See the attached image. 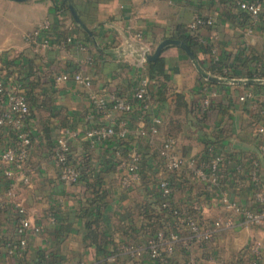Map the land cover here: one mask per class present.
I'll return each mask as SVG.
<instances>
[{
	"label": "crops",
	"instance_id": "crops-1",
	"mask_svg": "<svg viewBox=\"0 0 264 264\" xmlns=\"http://www.w3.org/2000/svg\"><path fill=\"white\" fill-rule=\"evenodd\" d=\"M61 1L0 0V79L17 80L40 104L46 101L31 106L26 123L33 140L25 168L30 184L16 182L15 201L0 205V264H152L145 255L131 257L125 245L144 246L146 236L141 227L149 221L145 211L158 212V182L167 169L157 149L173 118L180 121L174 136L179 156L201 165L199 156L207 145L214 144L223 160H229L221 165V185L205 181V186L199 187L190 181L193 187L176 189L171 201L182 204L198 199L204 222L233 221L231 228L219 230L205 245L190 242L186 246L190 235L184 230L174 263L249 264L256 246L264 264V224L249 223L220 200L225 195L242 208L254 210L258 204L255 193L264 195V84L209 82L176 46L161 52L168 76L149 77L148 62L142 63L139 55L141 45L155 48L176 33L177 27L189 28L200 16L213 19L212 25L195 30L199 45L193 52L204 69L223 76L209 70L212 61L220 60L224 72L235 69L241 73L239 78L264 79V8L255 19L237 7V0H72L91 36ZM46 20L50 22L49 45L44 47L40 41L43 35L34 40L26 35ZM136 33L141 34L140 39ZM63 73L88 76L91 85L72 78L57 81L56 76ZM143 77L149 79V108L143 111L135 103L131 113L114 112L116 129L124 123L125 135L91 142L86 130L109 123L95 111L91 96L130 98ZM178 94L189 104L187 113H174ZM204 99L210 101L208 108L202 107ZM154 116L160 117L162 124L158 139L150 143L139 135L138 128H147ZM61 135L69 142L82 172L72 185L60 179L50 158V149ZM15 143L12 129L0 126V153ZM133 149L142 154V176L124 185L123 179L130 176L124 165ZM251 160L258 162V186L243 167L232 173L235 163L247 165ZM179 173L173 183L189 179L187 169ZM3 180L0 172V198L5 193ZM16 203L41 230L28 231L25 248L9 254L5 240L18 238ZM98 211L95 229L99 241L94 243L86 239L87 221Z\"/></svg>",
	"mask_w": 264,
	"mask_h": 264
},
{
	"label": "built area",
	"instance_id": "built-area-1",
	"mask_svg": "<svg viewBox=\"0 0 264 264\" xmlns=\"http://www.w3.org/2000/svg\"><path fill=\"white\" fill-rule=\"evenodd\" d=\"M237 7L253 18H258L264 8V0H237ZM213 19L202 18L196 16L189 24V29L195 30L200 26L212 25ZM50 30V22L44 21L39 29L26 35L31 39H37L42 36L41 44L44 47L49 45V39L47 32ZM136 38H141L140 33L134 35ZM154 47L150 45H141L139 47V55L141 62L145 63L142 59L144 52L151 53ZM72 78L74 81L81 83L85 86L91 85V80L88 76L81 75L79 73L68 74L63 73L56 76L57 81H66ZM148 77H143L139 80L137 87L132 92L130 98L111 95L109 98L103 95L91 96V101L94 105L95 111L100 113L104 118L109 119V123L94 125L86 130L85 135L91 142H101L108 140L117 134L123 137L127 131L124 123L120 128L116 129V120L113 118L114 112L131 113L134 109L135 103L143 111H146L150 106V97L148 94ZM243 99V97H241ZM210 101L204 99L202 102L203 108H208ZM30 114L29 104L27 103L25 92L23 87L19 84H7L0 79V126H8L12 129L16 143L14 146H9L3 149L0 153V170L3 175L5 184L4 198H0V205L6 201L9 203L15 200V186L16 182L22 185L30 184V176L26 173L25 164L29 156V149L31 146L30 132L25 127V120ZM162 120L160 117H152L150 124L147 128L139 127L138 133L140 136L146 138L150 143L155 142L160 133V127ZM263 132V128L259 129ZM57 145L52 155V162L58 169L60 179L68 184L72 185L78 181L79 172L76 168L75 161L71 155V149L67 139L61 135L56 139ZM160 147L157 149L159 157L163 160L167 171L180 170L184 167L191 171V174L201 180L206 181L212 185H219L223 179V173L220 170V165L223 162V156L219 153L211 155V159L207 164H201L195 166L196 161L191 159L187 160L178 155L176 149V140L174 137L165 138L160 141ZM129 161L125 163L127 172L129 173V179H123V184L128 185L132 180H139V170L142 161V154L137 149H133L129 152ZM253 169L250 172L251 179L256 186L259 185V172L258 162H252ZM236 171H241L242 166L236 165ZM160 194L162 197V207L169 209L173 215V221L167 223L165 228L171 229V225L174 229L166 232L161 229L157 232L156 236L149 238L144 246H136L133 244L125 245V250L131 257H141L144 253L154 261L156 264H175L173 261L174 254L177 250V243L181 240L180 227H185L190 231V239L195 245H202L207 241H211L215 234L221 229H228L233 226L231 219H217L210 223L201 222L199 218L195 217L184 206L171 205L170 195L171 188L169 186V180L166 176L160 178L158 184ZM257 201V207L254 210H247L231 202L225 195L220 197L223 205L235 213L241 214L249 223L261 225L264 224V195L257 191L255 193ZM202 214V210L199 209V205L194 204ZM15 209L19 215L18 224L16 227V234L18 235V244L12 247L7 245V252L9 254L22 251L26 246V233L28 231L39 232L41 229L39 226L33 224L30 218L26 215L25 209L20 204H15ZM254 255V259L251 264H262V254L259 247L254 246L251 250Z\"/></svg>",
	"mask_w": 264,
	"mask_h": 264
},
{
	"label": "trees",
	"instance_id": "trees-1",
	"mask_svg": "<svg viewBox=\"0 0 264 264\" xmlns=\"http://www.w3.org/2000/svg\"><path fill=\"white\" fill-rule=\"evenodd\" d=\"M61 3H62V5H64L65 9L67 11H69V9L67 8L66 4L63 1H61ZM76 7H77V10L80 13L79 7L78 6H76ZM195 30H191L189 28H183V27L179 26V27H177L176 33H172L169 37L175 38V39H179V40L183 41L185 44H187L191 48V50H193L195 52L197 46L199 45V42L197 41V34H196ZM86 38L89 39L88 36H86ZM224 67H225V65L221 64L220 60H216V61H212V63L209 65V70L212 73H214V74H219V75H223V76H227V77H231V78L242 77L241 73L239 71L235 70V69H233L231 71L224 72L223 71ZM146 71H147V75L149 77L163 76V77L166 78L168 76L166 74V58L162 54H160L156 60L150 61V62L147 63ZM246 76L251 77L252 75L250 73H247ZM199 78L201 79L200 76H199ZM8 81H11V80H7V81H4V82L8 83ZM16 81L17 80H15V81L13 80L11 82L13 84L16 83V84H19V85L23 86L19 81H17V82ZM24 92H25L27 103L29 104L30 114L32 112V110H31V106L32 105H36V106L45 105L46 101H43L40 104L39 100L35 97V95L30 90L29 91H24ZM174 107H175L174 108V113L177 114V115L182 114V113H187L188 110H189V104L186 102V100L184 99V96L182 94H178L177 95ZM30 114H29V116H30ZM28 117H27V119L24 122L25 127H26V123H27ZM179 126H180L179 119H177V118L171 119L168 122L167 128L165 129V134L163 136L164 139L165 138H169V137H174L177 134ZM30 136H31V140H32L31 133H30ZM32 141H31V145H32ZM56 145H57V142H55L52 145L51 149H50V151H51L50 152L51 161H52V155H53L54 149L56 148ZM126 149H128V148H126ZM29 151H30V149H29ZM157 153H158V151H157ZM215 153H219L217 151V147L214 144L207 145L205 147L202 155L199 156L198 163L202 162L203 164H207L209 162V160L211 159V157H212L211 155H214ZM228 160H229V158L228 159L225 158L223 160V162L221 163V165L224 164L225 162H228ZM252 162L253 161L251 160V162L249 161V164H247V165L241 164V166L243 167V171L245 170V172L250 173L252 171V169H253ZM141 163H142V161H141ZM75 164H76V168H77V170L79 172V178H78V181H79L80 178L82 177V172L80 170L79 165H77L76 162H75ZM26 165H27V162L25 164V168H26ZM221 165H220V170L222 169ZM236 165H238V164L235 163L233 165V171H232L233 174L238 173V171H236V169L234 167ZM195 166H199V165L196 164ZM182 169H186V167H184ZM0 172H1V170H0ZM179 172H181V169L180 170H175V171H167L166 177L169 180V186H170L172 192L175 191L176 189H179V188H183V189L187 188L188 189L190 187H193V185L188 184V182H190V181L193 182L194 185L195 184L199 185V187L205 186V184H206L205 181H201V180L195 178L191 174V171L189 169H187V173H188L187 176H188L189 179L185 178L187 183L184 182L183 179H180V181L178 183H173L174 177L177 178L178 177L177 175L180 174ZM141 176H142V164L140 165L139 178H141ZM221 182H222V180L220 181V185H221ZM5 184H6V182L4 181V185ZM158 184H159V182H158ZM172 192H171V194H172ZM159 195L161 197V194H159ZM162 200L163 199L161 197V200L157 201L158 212L149 213L150 211H148V210L145 211V218H147L149 220L148 222H146V224H143L142 227H141L144 235L146 236L145 244H146V242H147V240L149 238L155 237L159 230L163 229L166 232V235H167L168 231H170L171 229H174L172 227V225H171V229L165 228V225L167 223H171L174 219H173V215L170 213V210L169 209H165V208L162 207ZM170 202H171V205L186 207L190 213L195 215V217L199 218V220L201 222H204L202 220V218H203L202 214L200 213V211L197 208L194 207V204L199 205L200 206L199 209L202 210L201 205H200L201 203H200V201L198 199H192L190 201L183 202L182 204H177V203H174L173 201H170ZM99 207L96 206L95 208H99ZM95 210L97 211V209H95ZM91 214L92 213H89V216ZM99 219H100V211L94 212L93 218L92 219L88 218V221H87L88 232L86 234V239H89L90 241H92L94 243H97L99 241L98 232L95 229L96 228V224L99 221ZM93 225H94V227H93ZM184 230H186L189 235L191 234L190 231L188 229H186L185 227H180L179 231H180V236L181 237H182V233H183ZM215 236H216V234H215ZM18 240H19L18 238H17V240H5L4 243H5V246L10 244L12 247H15L18 244ZM190 242H191V239H190L189 243H185V245L187 246L188 244H190ZM209 242H211V241H207V242L203 243L202 245H205V244H207ZM181 245H182V239L179 241V243H177L176 247L178 248ZM143 255L147 256L146 253H144ZM253 259H254V255L251 253V255L249 257V264H251V261ZM148 260H149L150 263L156 264L149 257H148Z\"/></svg>",
	"mask_w": 264,
	"mask_h": 264
},
{
	"label": "water",
	"instance_id": "water-1",
	"mask_svg": "<svg viewBox=\"0 0 264 264\" xmlns=\"http://www.w3.org/2000/svg\"><path fill=\"white\" fill-rule=\"evenodd\" d=\"M15 2H25L29 0H11ZM71 15L73 16L74 20L78 23V25L89 35L92 36V31L87 28V26L80 20L77 11L73 5L72 0H63ZM169 46H176L182 49L186 55L188 56L191 63L194 65L197 73L205 80L212 82V83H228V84H264L263 78H231V77H223V76H216L209 73L206 69H204L201 64L199 63L195 53L191 48L185 44L183 41L171 37L164 38L161 40L154 48V50L149 52H144L142 54V59L144 62L154 61L158 58L161 52L169 47Z\"/></svg>",
	"mask_w": 264,
	"mask_h": 264
}]
</instances>
